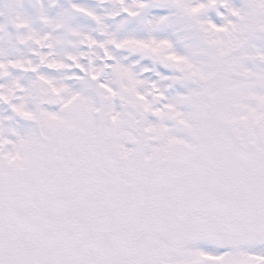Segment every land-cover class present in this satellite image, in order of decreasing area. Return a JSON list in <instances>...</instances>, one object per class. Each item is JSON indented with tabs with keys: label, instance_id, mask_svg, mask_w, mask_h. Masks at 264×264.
<instances>
[{
	"label": "snow or ice",
	"instance_id": "obj_1",
	"mask_svg": "<svg viewBox=\"0 0 264 264\" xmlns=\"http://www.w3.org/2000/svg\"><path fill=\"white\" fill-rule=\"evenodd\" d=\"M0 264H264V0H0Z\"/></svg>",
	"mask_w": 264,
	"mask_h": 264
}]
</instances>
